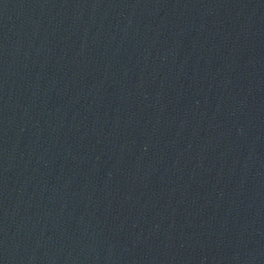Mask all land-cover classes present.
I'll return each instance as SVG.
<instances>
[{
  "label": "water",
  "instance_id": "obj_1",
  "mask_svg": "<svg viewBox=\"0 0 264 264\" xmlns=\"http://www.w3.org/2000/svg\"><path fill=\"white\" fill-rule=\"evenodd\" d=\"M0 264H264V0H0Z\"/></svg>",
  "mask_w": 264,
  "mask_h": 264
}]
</instances>
